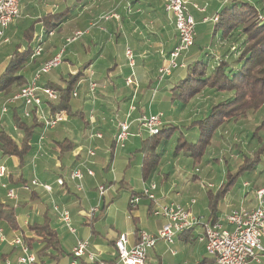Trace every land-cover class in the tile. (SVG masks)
<instances>
[{"label":"crops","instance_id":"crops-1","mask_svg":"<svg viewBox=\"0 0 264 264\" xmlns=\"http://www.w3.org/2000/svg\"><path fill=\"white\" fill-rule=\"evenodd\" d=\"M47 2L48 0H21L19 19L28 18L29 14L24 12L29 5L32 10L40 9L44 11L48 6ZM60 2L61 5L58 4V10L64 12L70 10L68 17L52 30V35L46 37L44 41L46 44H43V53L30 60L21 73L25 77L24 84H27L32 80L35 72L43 62L63 51L61 65L57 69L44 74L40 83L48 84L50 82L61 85L69 74L75 75L81 72L80 86L78 88L81 92L78 91V95L71 98V114L66 111L58 112L60 122L56 127L46 131H44V124L39 120L38 116H36L37 121L34 120L33 116L30 118L23 116L24 105L22 102L12 104L9 107V111L2 113L1 106L20 87H13L9 93H0V132H6L17 144L21 145L26 132L18 126L17 119L20 118L24 121L31 130L30 150L23 159L18 155L6 153L0 145V165L6 167L5 175H0V203L13 207L18 224V228H12L6 219L0 218V228L6 238V241L0 240V264H8L7 260H9V264H18L17 259L20 250L17 246L10 244L11 240L17 236H30V226L44 223L50 224V227L56 230L57 233L60 231L61 237L59 234L58 237L61 242L62 252L59 254L54 253L55 255L52 257H39L36 264H74V262L75 264H87L86 256L75 257L73 254V248L78 241L86 239L89 240V251L96 257L110 261L118 256L115 241L123 233L122 231L115 229L112 225L113 233L110 236L107 235V240L104 242L102 238H99L98 234L100 233L93 224L90 230L87 226L83 230H78L73 225L74 219L81 222L86 219L84 224L88 225V219L91 218L90 222L93 223L97 219L96 214L93 215V212L98 211L102 204L104 208L105 206L107 207V196L112 185L109 184L104 195L100 196L98 187L105 183H99L95 168L100 162L104 163L106 161L99 151H96L94 143L96 140L103 141V139L108 137L110 140L109 142L107 139L109 147L117 149L114 140L118 131L115 118L132 121L131 130L136 132L134 136L141 137L143 141L144 135L139 123L136 121L137 117L142 113L157 112H163L165 116L162 108H172L175 104L171 100V89L184 76V70L175 69L160 85L157 82L159 67L166 61V57L169 56L170 51L179 41L173 14L165 10L166 18L160 17L162 14L159 12V7H164L163 0H60ZM189 2L197 24L205 25V28L201 30L204 38L203 46H207L206 49H213L212 53L217 56L225 52L226 50H224L223 46V44H226L225 41H217L214 45L209 44L208 40L212 37L213 30L207 26L209 21H203L204 17L211 18L218 13L221 0H189ZM196 3L206 8L205 13L193 8V4ZM24 14L25 16H23ZM19 19L15 20L6 30L8 41L0 44V75L5 71L10 56L14 51V49L12 50L7 46L11 42L12 27L15 23H18ZM77 30L84 31V34L79 39L87 38L83 42L86 47L78 48L73 46L79 39L73 43L66 44V38ZM198 36L199 33L197 31L196 42L198 41ZM24 48L23 46L22 49ZM128 48L134 54L133 66L126 55ZM96 50H98V54L96 56L92 55V52ZM107 52L110 60L108 63H104L103 61L107 58ZM117 53L123 55L127 64L116 61L115 54ZM188 53L183 57L184 61L194 56L200 57V52L197 50L193 49L192 51L191 49ZM102 64L108 67L107 73L100 70L99 67L98 71H95V67ZM91 71L94 73L92 78L100 83L95 92H91L88 84V76ZM128 77H132L134 80L133 84H126V78ZM133 106L137 109L131 110L130 108ZM45 111L48 115L51 113L50 110L46 109V106ZM92 111H94L93 119L90 117ZM183 116L184 113L175 115L169 120L164 119L163 126L165 127L168 124L170 126H181L179 123L183 121ZM246 119L248 118H242L235 123L234 126L236 127V124H238V128L236 129L234 140L230 141V139H227L232 144H237L242 137V135L238 134V130L242 133L244 132L245 136L250 137V127L247 124H239ZM189 124H185L184 128L189 127ZM191 128L195 129V127ZM92 129L101 131L103 137H90ZM195 131L198 132V129L196 128ZM137 132H139L140 136ZM232 134L230 138H232ZM42 135H44L43 138H41ZM220 137L223 144V140L226 138L222 135ZM66 139L72 144V148L65 149L60 145V142ZM213 141H216V136ZM101 143L103 144V142ZM242 144L245 149V141ZM126 146L123 148H126ZM109 147L105 150L106 155L107 150L110 149ZM90 148L96 151L95 156L88 155ZM233 148V146H230L229 151H231L230 156L236 158L234 161L236 163L234 170L236 171L243 162V154L249 155L250 153L248 152V147H246L244 150L246 153L235 156V149ZM261 160L254 170L244 173L249 175L250 178H245L239 184L242 187L234 190L239 183V178L244 174L236 180L235 185L218 201L215 212L217 220H225L230 212L236 209L239 210L241 207L253 208L256 206L255 190L264 186V167L259 165ZM114 163L115 160L112 158L109 165H107L113 172H115ZM142 164L140 172L143 177V187L151 182L156 183L158 188L155 194L159 201L163 203H180L184 207L189 208L194 216L201 219V221L203 217H205L206 221H209L212 212L209 207L208 197L204 201L205 209H208L207 214H205L203 212V204L199 206L198 199L195 196H191L189 193L184 194V192L175 188L176 185L170 183L168 173L163 172L160 174L157 168L153 175L145 179L142 172ZM77 167L82 168L84 172L82 179H72L70 176L71 172ZM87 168L93 169L95 175H89ZM157 177L162 179L161 184L158 183ZM59 178H63V185L57 182ZM33 179L49 184L52 191H48L41 186H33L29 190L24 189L23 184L30 183ZM114 179L117 180L118 177L114 176ZM223 183L224 181H221L215 186L211 185L214 187L212 191L216 192ZM91 185H95L96 190H98L99 200L90 215L82 203H84L85 199L90 200L87 190ZM12 188L16 191V198L8 196L9 189ZM134 192L136 193L137 191H132L130 199ZM143 199L147 201V210L153 216V203L147 197H141L138 205L133 208H138L142 204ZM192 200H195V203H192ZM55 206L59 209L69 210L71 225L75 228V232L69 231L70 229L55 210ZM158 217L154 222L156 228L151 231L144 227H135L132 232L127 233L130 240L129 246H132L138 240V233L141 230L150 234H157L165 221L164 218ZM223 225L226 228H232L226 222H223ZM190 232L191 230L177 236L175 243H185L186 245L193 243L194 239L190 237ZM163 245L167 244L164 241H158L156 246L149 250L146 264H186L185 261L178 258V250L174 248L176 255H173L170 247L169 250L166 248V251L171 253L170 259L169 261H164V252L160 251ZM205 252L206 256L201 260L196 259L194 264H215L212 257L207 253L206 248ZM259 264H264V256H262Z\"/></svg>","mask_w":264,"mask_h":264},{"label":"trees","instance_id":"trees-1","mask_svg":"<svg viewBox=\"0 0 264 264\" xmlns=\"http://www.w3.org/2000/svg\"><path fill=\"white\" fill-rule=\"evenodd\" d=\"M218 9V20L209 21L212 24V37L209 42L214 45L217 41H225L238 46L232 52L227 49L218 56L212 53L211 48L196 42L192 49L200 52V57L194 56L186 61V66L177 68L184 70V76L177 81L171 89V100L187 103L202 92L212 91L223 95L212 104L203 114L202 118L190 122L189 127L198 129V135L190 141L183 133L178 138V147L187 149L190 156L199 160L212 144L219 129L226 125L248 118L264 106V0H225ZM67 11L48 13L40 19L46 23V32L54 30L68 17ZM197 36V35H196ZM30 29L26 30L27 45H22L12 52L5 71L0 75V93H9L13 87L24 86L25 77L21 73L32 57L37 39H33ZM35 42V43H34ZM231 46V45H230ZM82 73L69 74L63 84L41 83L53 88L58 93L55 101H46L45 106L51 113L66 111L71 114V98L73 91L78 90V82ZM37 121L36 114L33 115ZM17 124L24 129L26 135L21 145L17 144L9 134L0 132V145L8 154L18 155L23 159L30 150L31 130L24 121L17 119ZM177 126H162L157 135H149L142 141L144 153L142 172L148 179L157 170L160 162L158 147L171 135ZM257 128L253 137L258 145L252 154H243V162L236 172H229V181H224L220 188L213 192L208 190L209 207L211 216L209 221H217L215 216L217 203L236 183L238 178L256 168L264 153V138L258 136ZM65 149L72 148V144L66 139L60 142ZM115 145V144H114ZM115 147V146H114ZM135 193V192H134ZM133 193V194H134ZM139 194V192H136ZM0 218L6 219L12 228H18L16 213L12 206L0 203ZM30 236L24 237L26 243L32 249L37 258L52 257L62 252L61 242L56 230L50 224H36L29 227Z\"/></svg>","mask_w":264,"mask_h":264},{"label":"built area","instance_id":"built-area-1","mask_svg":"<svg viewBox=\"0 0 264 264\" xmlns=\"http://www.w3.org/2000/svg\"><path fill=\"white\" fill-rule=\"evenodd\" d=\"M20 2L21 0H0V44L7 42L6 30L10 25L20 17ZM164 8L174 16L176 30L178 32L179 41L177 45L170 51L166 61L159 67L157 82L160 85L172 72L177 68L186 66L183 57L190 51L194 45L197 35V20L191 11L189 0H163ZM193 8L204 12L206 8L200 5L193 4ZM218 14L210 17H204L203 21H217ZM53 31H50V35ZM84 34L83 30L75 31L71 36L66 38V44L73 43ZM37 39L34 52L31 59L40 56L44 51V45L41 44V38ZM127 58L130 64L134 65L133 51L128 48L126 50ZM63 61V51L54 55L43 62L40 68L35 72L32 80L21 86V88L9 96V98L1 106L2 113L9 111V107L21 101L24 105L23 116L30 118L34 114L38 116L44 124V131L56 127L60 122V117L56 115H48L45 111L46 101H55L58 99V93L55 89L42 85L40 83L41 77L47 72H51L58 67ZM93 71L90 72L89 87L91 92H95L99 84L93 77ZM126 84L134 83L132 77L126 78ZM80 81L78 82V86ZM74 97L78 95V90L73 91ZM131 110L137 109L135 106ZM90 117L94 118V111L91 112ZM163 112L157 113H142L136 121L139 123L142 131H146L150 135H157L160 133L164 124ZM117 133L115 135L116 147L123 148L131 137V122L128 119L121 120L115 118ZM42 135L41 138H43ZM93 138H102L101 131L92 129L91 136ZM96 151L89 149L88 155L95 156ZM6 173V167L0 165V175ZM87 173L94 176V170L87 168ZM72 179H82L84 172L82 168H76L71 172ZM60 185L64 184L63 178L57 181ZM213 185V184H210ZM247 185V184H246ZM33 186H41L48 191H52L49 184L33 179L30 183L23 184L24 189H31ZM157 184L151 182L139 194L134 193L130 199V207H136L140 202L141 197H147L153 203L152 212L154 215L165 219L162 226L159 228L157 234H150L147 231L141 230L138 233V240L129 246V236L127 233H122L115 241L117 255L114 260H103L96 257L89 251V240H80L73 248L75 257L86 256L87 264H146L149 250L154 248L158 241H164L168 246L175 243L176 237L184 234L198 226L202 228L200 234L201 242L205 244L207 253L212 257L215 264H259L264 256V186L255 190L257 204L253 208L241 207L230 212L225 220H217L202 222L201 219L194 216L189 208L184 207L180 203L170 202L163 203L159 201L155 194ZM100 196H103L107 190L106 184L98 187ZM8 196L16 198V191L9 189ZM195 203V200H192ZM55 210L59 213L61 220L70 229L75 232V228L71 225V215L67 209H59L55 206ZM223 222L231 225L232 228H226ZM0 240L6 241L3 230L0 228ZM11 245L17 246L20 250L17 262L18 264H36V253L30 249L23 236H17L10 242ZM171 253L176 255V251L170 247ZM9 264V260H7ZM75 264V262H74Z\"/></svg>","mask_w":264,"mask_h":264},{"label":"rangeland","instance_id":"rangeland-1","mask_svg":"<svg viewBox=\"0 0 264 264\" xmlns=\"http://www.w3.org/2000/svg\"><path fill=\"white\" fill-rule=\"evenodd\" d=\"M222 1L223 0H221V3L226 2L225 0L223 2ZM47 3L48 6L44 11H41L40 9L32 10L29 8L30 5L25 9L24 13L26 14L27 12L29 16L27 19H19L18 23H15V25L12 27V32L10 34L11 42L7 47L15 50L18 45L26 46L28 43L26 39L27 29H30L31 33H33L34 40L38 39L39 36H42L40 38L41 44H46V42L44 41L46 40V37L50 36V31L46 32V23L40 18L48 14L49 12H51L52 14L58 12V4H60L61 2L60 0H48ZM62 8H64V6H62ZM159 12L162 14L160 16L161 18H166L167 14L164 7L160 6ZM25 14L23 16H25ZM207 24L208 28H211L212 24H210V22ZM204 28V24H197V31L199 33L197 39L198 44L200 45L203 44L204 40L203 34L201 32V30ZM86 40L87 38L83 37L75 42L73 46L78 48L86 47V44L83 43ZM210 40L211 39H209L208 41L213 43V41ZM223 46L224 50L230 49L228 51L230 53L238 45L226 43L223 44ZM97 54L98 50L92 52V55L94 56H96ZM108 56L109 54L107 52V58H105L106 60H102L104 63L109 62L110 58ZM115 59L119 63L127 64L126 59H124L123 55L119 53L115 54ZM98 67L100 70H103L105 73H107L108 67L105 64L96 66V72L98 71ZM57 68L58 67L54 68V70ZM89 77L90 74L88 76V80ZM78 91L81 92L79 89ZM220 98H223V95L215 94L212 91H205L197 97H194L187 103L176 100L172 108H162L165 113L163 119L169 120L175 115H180L182 113H184V116L182 117L183 121H180L179 123V125L181 126H178V129L176 128L172 133H170L171 135H169V137L165 139V141H163L157 149L158 154H160L161 156L158 170L160 171V174L163 172L168 173L170 183H172V185L175 184V188L184 192V194L189 193V195L195 196V198L198 199L199 206H202L203 204V212L205 214H207L208 212V209H205L204 206V201L207 198V192L210 188L211 190L214 189V187H212L210 184H213L215 186L221 181L226 180L230 182L229 176H227L228 173L236 172L234 170V165L236 164L234 163V161L236 158L230 156L231 151H229V147H234L233 149H235V156H237V154L242 155L245 152L244 150L246 149V147H248L249 149L248 152L252 154L258 144L256 138L253 137L254 130H256V128L258 130L257 137L260 136L264 138V106H261V108L258 109L256 113L251 114L248 119L243 120L239 123L241 125L247 124V126H249L251 129V135L250 137L245 136L244 132L242 133L240 132V130H238V134L242 135V137L237 144H232L230 142L234 140L237 131L236 129L238 128V124H236L235 127V123H232L229 125L226 124L219 129L216 135V141H213V143L208 147L207 151L199 160H196L193 156L187 154L190 153L187 149L181 146L178 147V138L182 133L184 136L188 137L190 141H192V139H194V137L198 135L195 129L191 127L184 128V125L189 124L195 119L202 118L203 114L210 108V106H212V104L218 101ZM168 126H170V124H168L166 127ZM142 133L144 135V138L150 135L144 130L142 131ZM131 134V140L127 142L126 148L117 147V149H115L109 147V143L107 141V139L109 140L108 137L107 139H103V141H95L94 147L96 148V151L98 150L100 155L103 156V159H105L106 161L104 163L100 162L99 165L95 168L97 179L99 183H105L106 186H108L109 184L112 185L107 196V207L105 206L104 208L102 204V206L99 207L100 211L98 210L93 212V215L96 214L97 218L93 223L90 222L91 218L88 219V225L84 224L86 219H83V222L74 219L73 222V225H75L78 230H83V228L86 226L90 230L91 225L93 224L96 230H98L100 233L98 234V236H100L99 238H102L104 242H106L107 240V235L110 236L113 233L112 225L115 229H119L123 233H130L134 230L135 227H144L148 231L156 228L154 222L158 216L154 214L152 216L151 214H149L147 210V201L145 199L142 200L143 202L138 208H131L129 204L132 191L134 190L137 192H141L143 189V177L140 172V167L143 162L144 156L142 150V138L134 136L136 135V132L132 130ZM137 134L140 136L139 132H137ZM231 134L232 138H230ZM221 135L226 138L223 140V144L222 140L220 139ZM227 139H230V141H228ZM132 140L134 141L132 142ZM243 141H245V149L243 148ZM101 142H103V144ZM107 147H109L110 149L107 150L106 155L105 150ZM112 158H114L115 160V172H113L111 168L107 167ZM259 165L264 167V153ZM114 176H117L118 179H114ZM195 176L197 177L193 179ZM245 178L249 179L250 176L247 174L242 175L239 178V183L237 186H235L234 190L242 187V185L239 186V184H241V182ZM157 180L158 183L161 184L162 179H158L157 177ZM87 191L90 195V200L85 199L84 203L82 204L83 207L91 215L95 205L98 204L99 193L98 190H96L95 185L89 186ZM202 222H206L205 217L202 218ZM200 232L201 227L198 226L197 228L192 229L189 233L190 237L194 239L193 243L187 245L185 243H173L171 246L163 245L160 251L164 252V261H169L170 259L171 253L169 251V253L166 251V248H168L169 250V247L177 249L179 253L178 258L185 261L186 264H194L196 259H203L206 256V252L204 243L200 242L198 238L200 237ZM58 234L60 236V231Z\"/></svg>","mask_w":264,"mask_h":264}]
</instances>
